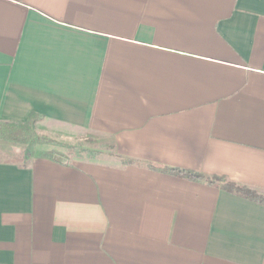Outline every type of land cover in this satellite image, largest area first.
Returning a JSON list of instances; mask_svg holds the SVG:
<instances>
[{"label": "crops", "instance_id": "crops-1", "mask_svg": "<svg viewBox=\"0 0 264 264\" xmlns=\"http://www.w3.org/2000/svg\"><path fill=\"white\" fill-rule=\"evenodd\" d=\"M33 116L113 149L0 137V264H264V204L147 165L264 195V0H0V122Z\"/></svg>", "mask_w": 264, "mask_h": 264}, {"label": "trees", "instance_id": "trees-1", "mask_svg": "<svg viewBox=\"0 0 264 264\" xmlns=\"http://www.w3.org/2000/svg\"><path fill=\"white\" fill-rule=\"evenodd\" d=\"M37 116H33L27 122H0V137L8 140L14 144H29V143H42V144H53V145H63L61 141L54 139V137H49L47 135H39L36 133V121ZM110 149H113L112 145H106ZM124 163H134L137 162L135 159L122 157ZM152 169H158L164 171L165 173L181 176L190 180L206 182L210 185H221L226 191L237 193L246 198H251V200L260 202L264 204V195L258 193L257 191L248 188L244 185H237L232 181H228L226 177L220 176H207L202 173L182 169L178 167L163 166L158 167L154 164H147Z\"/></svg>", "mask_w": 264, "mask_h": 264}, {"label": "rangeland", "instance_id": "rangeland-1", "mask_svg": "<svg viewBox=\"0 0 264 264\" xmlns=\"http://www.w3.org/2000/svg\"><path fill=\"white\" fill-rule=\"evenodd\" d=\"M36 133L40 134L37 130ZM57 138V140L64 143L63 145H46L49 148L50 152L54 157H57L64 161H72L74 159H84L92 158L103 154L104 152L111 151L109 147L105 144L100 143L93 136H82V137H68L64 135H50L49 137ZM52 137V138H53ZM44 147L42 143H29V144H17L16 150L19 153L20 157H25L28 154H31L36 148L35 145ZM37 148V149H38Z\"/></svg>", "mask_w": 264, "mask_h": 264}]
</instances>
